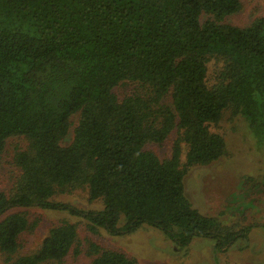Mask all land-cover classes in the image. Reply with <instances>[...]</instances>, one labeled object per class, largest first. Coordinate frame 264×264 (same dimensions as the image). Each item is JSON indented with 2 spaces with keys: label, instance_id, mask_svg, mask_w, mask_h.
<instances>
[{
  "label": "trees",
  "instance_id": "obj_1",
  "mask_svg": "<svg viewBox=\"0 0 264 264\" xmlns=\"http://www.w3.org/2000/svg\"><path fill=\"white\" fill-rule=\"evenodd\" d=\"M241 8V0H0V164L9 137L26 141L13 153L10 191H0L1 252L10 259L35 229L30 207L80 216L92 233L147 225L180 247L204 237L219 249L247 235L250 226L235 231L200 213L183 182L189 166L225 153L209 128L225 109L264 141V17L225 21ZM172 134L169 156L147 148ZM76 190L102 207L53 199ZM77 240V225L63 220L11 264H65ZM86 253L90 264H137L92 240Z\"/></svg>",
  "mask_w": 264,
  "mask_h": 264
},
{
  "label": "rangeland",
  "instance_id": "obj_2",
  "mask_svg": "<svg viewBox=\"0 0 264 264\" xmlns=\"http://www.w3.org/2000/svg\"><path fill=\"white\" fill-rule=\"evenodd\" d=\"M241 3L242 8L227 16L226 22L246 26L256 17H264V0H241ZM216 68L217 63H209V82ZM131 89L132 86L126 84L119 86L117 92L121 96ZM166 102H170L169 98ZM209 128L222 136L225 153L209 164L185 169L184 191L194 208L203 215L215 217L222 227L236 231L250 226L245 237L219 249H216L214 240L204 237H195L187 246L180 247L160 230L147 225L122 235H111L103 229L92 233L86 227L87 221L80 216L30 207L26 208V213L30 221L37 220L35 229L20 235L19 248L10 259L0 251V264H11L17 256L36 251L49 229L63 220L77 225L78 240L74 248L79 249V253L74 248L69 252L64 259L65 264H90L91 257L86 253L89 240L119 250L137 264H264V141H258L246 120L233 115L229 109H225L220 120L210 124ZM71 138L72 128L62 144H68ZM174 139L175 134H172L161 144L149 143L146 146L163 159L170 155ZM25 146L23 137L13 136L6 140L0 164V191H10L19 173L12 161L13 153ZM185 152L183 144L182 168L185 167ZM53 199L84 210L102 207L100 202H90L83 190L58 194ZM122 223L123 220L119 225Z\"/></svg>",
  "mask_w": 264,
  "mask_h": 264
},
{
  "label": "flooded vegetation",
  "instance_id": "obj_3",
  "mask_svg": "<svg viewBox=\"0 0 264 264\" xmlns=\"http://www.w3.org/2000/svg\"><path fill=\"white\" fill-rule=\"evenodd\" d=\"M237 239H238V238H237ZM234 242H235V240H234L232 243H234ZM232 243H231V244H232ZM229 245H230V244H229ZM229 245H226V246H229Z\"/></svg>",
  "mask_w": 264,
  "mask_h": 264
}]
</instances>
